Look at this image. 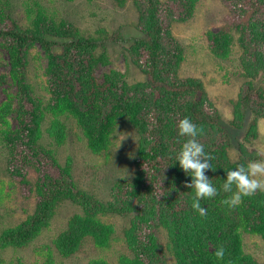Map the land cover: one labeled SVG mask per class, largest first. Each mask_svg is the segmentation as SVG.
<instances>
[{
  "label": "trees",
  "instance_id": "trees-1",
  "mask_svg": "<svg viewBox=\"0 0 264 264\" xmlns=\"http://www.w3.org/2000/svg\"><path fill=\"white\" fill-rule=\"evenodd\" d=\"M115 1L124 6L129 0ZM132 1L139 14L136 30L141 36L126 39L117 34L114 39L131 44L129 56L146 75V81L137 84H129L117 71L107 74L101 83L94 77L95 67L106 57L99 51L112 40L107 34L88 36L64 18L48 15L39 5L34 15H28L29 25L21 24L9 5L0 0V39L18 87L0 106V132L8 150L12 182L37 198L34 212L7 230L4 239L15 247L27 245L48 226L57 203L68 200L79 205L82 213L70 220L55 242L64 256L76 253L87 237L101 242L106 229L99 215L117 214L131 217L125 240L132 254L124 256L121 264H168L167 249L175 253L179 264H258L244 253L243 233L264 239V193L245 196L238 207L228 209L222 200L231 193L221 190L217 196L201 200L206 209L201 216L190 207L194 190L186 182L191 176L175 161L186 139H177L176 125L184 116L203 126L198 139L211 153L214 168L206 174L218 189L226 179V169L246 165V158L264 160L263 153L241 145L242 161H230V131L219 109L199 78L181 75L184 48L173 28L193 16L195 0ZM222 2L229 9L232 26L210 36L211 49L227 57L235 32L247 75L254 79L264 75V0ZM37 44L49 59L48 101L37 95L28 80L30 53ZM14 101L18 104L15 128L9 120ZM241 103L239 125L234 124L237 128L242 126L247 109L264 118V95L253 82L243 86ZM49 114L53 116L49 132L58 143L65 139L61 117L69 116L96 152L108 148L119 119H128L137 130L136 174L132 180L115 183L111 201L104 203L79 189L71 163L62 166L55 152L42 144L43 123ZM161 231L167 233V245ZM221 243L226 255L218 261L214 252Z\"/></svg>",
  "mask_w": 264,
  "mask_h": 264
},
{
  "label": "rangeland",
  "instance_id": "rangeland-1",
  "mask_svg": "<svg viewBox=\"0 0 264 264\" xmlns=\"http://www.w3.org/2000/svg\"><path fill=\"white\" fill-rule=\"evenodd\" d=\"M2 1L9 5L13 17L21 24L29 25L28 15H34L39 5L48 15L64 18L88 36L104 37L107 34L112 40H107L106 49L99 51V54L105 52V61L99 62L94 69L98 82H103L112 71L120 72L129 84L146 81V75L129 56L131 44L114 39L117 34L126 39L141 36L136 30L139 14L132 0L124 6L115 0ZM228 18L229 9L222 0H195L193 16L176 23L173 31L184 48L181 75L196 77L203 82L230 131L228 157L232 163H238L242 161L241 145L251 152L264 154V118L247 109L242 126L237 128L234 125L238 113H242L243 86L246 82H253L264 95V75L255 79L247 75L241 63L242 50L235 32L227 57L219 56L211 49L210 36L232 26ZM29 59L28 80L37 95L48 101L51 97L47 81L48 55L37 44L31 50ZM10 69L9 57L0 39V106L6 104L18 89ZM12 103L9 120L15 128L18 125V104L15 101ZM52 120L53 116L49 114L43 123L42 144L55 152L62 166L71 163L74 182L79 189L108 203L112 200V189L117 181L134 178L139 135L128 119L118 120L108 148L100 152L90 148L76 120L69 116L61 117L65 125V139L58 143L49 132ZM246 160L248 163L260 159L251 157ZM7 161L8 150L0 132V264H121L124 256L132 254L125 240L131 217L117 214L99 215L106 229L101 242L87 237L76 253L70 256L61 254L56 248L57 238L66 230L70 220L82 213L79 205L68 200L57 203L50 223L33 241L22 247L8 245L4 239L5 232L34 212L37 198L35 194L27 195L12 182ZM260 193L264 191L257 190L255 194ZM161 238L167 245L166 231H161ZM243 245L245 254L253 256L258 264H264L262 236L243 233ZM167 254L168 264H179L174 252L167 249Z\"/></svg>",
  "mask_w": 264,
  "mask_h": 264
},
{
  "label": "clouds",
  "instance_id": "clouds-1",
  "mask_svg": "<svg viewBox=\"0 0 264 264\" xmlns=\"http://www.w3.org/2000/svg\"><path fill=\"white\" fill-rule=\"evenodd\" d=\"M177 139L185 138L176 153L175 161L191 180L186 182L189 189H193L190 207L201 216L206 209L201 205V200L213 198L219 191L231 193L222 200L228 209L238 207L245 196H251L259 191H264V160H252L246 165L241 163L233 168L226 169V179L221 188H217L206 170L214 169L211 164L212 155L205 151V146L198 137L203 135V126L196 124L189 116L181 118L177 125ZM235 186V190H233ZM226 248L223 243L216 247L215 258L220 261L225 258Z\"/></svg>",
  "mask_w": 264,
  "mask_h": 264
}]
</instances>
